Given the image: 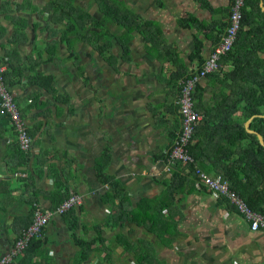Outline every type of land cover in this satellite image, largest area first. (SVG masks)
Masks as SVG:
<instances>
[{"label":"crops","instance_id":"obj_1","mask_svg":"<svg viewBox=\"0 0 264 264\" xmlns=\"http://www.w3.org/2000/svg\"><path fill=\"white\" fill-rule=\"evenodd\" d=\"M229 13L230 0H0V64L32 136L19 153L10 124H0V255L33 206L52 207L60 189L82 202L49 220L37 264H71L72 234L89 240L97 226L106 240L83 264H100L107 243L105 257L133 264L127 238L158 264H264V230L207 188L187 180L173 194L164 183L162 154L179 120L176 77L196 67V49L209 55ZM244 16L230 54L195 89L205 101L223 84L264 80V0H245Z\"/></svg>","mask_w":264,"mask_h":264},{"label":"trees","instance_id":"obj_2","mask_svg":"<svg viewBox=\"0 0 264 264\" xmlns=\"http://www.w3.org/2000/svg\"><path fill=\"white\" fill-rule=\"evenodd\" d=\"M70 6L75 7V5L72 4L68 5V7ZM102 6L104 12L106 13L108 6ZM53 8L56 7L53 6ZM118 18L121 19H113V21L121 24L128 30V28H130L131 21L120 16ZM244 18L245 16H243V21ZM126 38L127 37H125V39ZM123 44L124 53H127L128 47L125 44V41ZM99 49L102 51L108 50V44H101ZM232 49L226 54L227 56L230 54ZM226 55H223L222 57H225ZM192 56L193 58H197L196 67H200L203 62L200 51L196 49ZM189 70L180 72L176 78L184 77ZM3 75L5 83L10 87L12 84L9 81L8 71L4 72ZM42 78H44L46 83L52 85L51 77L43 76ZM198 86L199 83L196 85V90ZM217 89L218 90L212 94V97L208 101H205L203 97L194 92V108L202 114V120L193 133L188 146L189 151L193 155L196 164L201 169L213 174L221 173L223 177L227 179L229 187L237 192L251 209L264 215V146L259 143L256 135V133H260L264 140V80L263 82H259L257 84H223V86ZM219 90L223 91L222 96H220ZM228 91L229 93L227 94ZM237 112H239L238 115L236 114ZM250 117L251 120L248 126L253 130V132L247 131L244 125L245 121ZM8 123V118L0 113V124L5 126V124ZM179 125L180 120H176L174 125L175 130L171 133V142L166 151L171 148L176 137V133L180 128ZM17 151L19 153H24L19 149L18 145ZM166 151L162 154L164 159L166 158ZM170 174L171 175L164 181V183L167 186L168 192H173V194L178 190L176 188L177 183L186 182L188 180L192 184H195L197 179V176L193 171V166L188 165L187 167H183L180 162H176L173 165ZM103 180L108 181L109 179L104 176ZM57 193L59 194L55 195L56 204L53 206H56L64 198L71 194L67 190L61 192L60 189ZM110 199L112 200L113 197H110ZM217 199L225 200L230 204L228 199L225 197ZM157 215L158 212H156V216ZM120 218H125V215L121 214ZM151 221L153 222L156 220L153 219ZM144 223H146V221H144ZM74 224L75 221L72 220L70 226L73 227ZM162 225L164 224L162 223ZM102 229L103 228H101V226H97L95 236L89 240L77 237L75 233L72 234L75 243L79 247V250L76 253V258L72 264H83V262H85L88 257L96 251L97 248L93 247V245L97 242V240H106V238L102 236ZM147 229L154 233L157 232L153 225H147ZM126 243L131 245L133 248V264H158L157 260L150 253L145 252L143 249H139L141 253L138 252V248L141 246L140 243H135L129 238H127ZM40 244V239H32L26 247L25 255L15 264H37L33 262L31 258L37 252ZM121 244L124 248L126 247V244ZM102 250L107 252L109 255L110 249L106 246H103ZM106 255L99 257L98 262L101 261L104 263V261L107 260V264H130L129 262L114 263L110 261L109 256L105 257ZM26 256L28 263L22 262ZM12 262L8 264H12Z\"/></svg>","mask_w":264,"mask_h":264},{"label":"built area","instance_id":"obj_3","mask_svg":"<svg viewBox=\"0 0 264 264\" xmlns=\"http://www.w3.org/2000/svg\"><path fill=\"white\" fill-rule=\"evenodd\" d=\"M245 0H230L228 25L222 33L219 42L203 60L200 67H194L182 78L178 94V116L180 128L171 148L166 151L165 172L169 173L176 162L183 166L192 165L197 176L195 183L207 188L215 198L225 197L235 210L248 222L251 230H264V215L251 209L237 192L229 187L227 179L221 173H209L201 169L189 151V143L193 133L202 120V114L195 108L194 92L196 85L202 78L216 71L220 66V59L233 47L237 34L242 26ZM5 65L0 64V113L5 115L16 135L19 149L28 152L32 145V136L29 133L26 119L14 99V95L4 79ZM15 176L26 178V172H16ZM170 175H168L169 177ZM82 202V196L71 193L56 206L41 208L36 205L31 222L25 226L10 245L8 250L0 255V264H8L15 260L26 249L34 238H40L49 220L54 215H62Z\"/></svg>","mask_w":264,"mask_h":264},{"label":"water","instance_id":"obj_4","mask_svg":"<svg viewBox=\"0 0 264 264\" xmlns=\"http://www.w3.org/2000/svg\"><path fill=\"white\" fill-rule=\"evenodd\" d=\"M250 120H251V117L248 118V119L245 121L244 125H245L247 131H249V132H253V130L250 129L249 126H248ZM256 135H257V138H258L259 143L262 144V145L264 146V140H263L262 135H261L260 133H256Z\"/></svg>","mask_w":264,"mask_h":264},{"label":"rangeland","instance_id":"obj_5","mask_svg":"<svg viewBox=\"0 0 264 264\" xmlns=\"http://www.w3.org/2000/svg\"><path fill=\"white\" fill-rule=\"evenodd\" d=\"M89 32H91L90 29L87 30V33H89ZM109 244H110V243H107V244H105V246H108ZM98 251H99V249H98ZM98 251H97V252H98ZM93 253H94V252H93ZM75 258H76V254H74L73 256L71 255V257H69V262L72 264ZM117 261H119V258L117 259ZM105 262H106V261H104V263L100 261V264H105ZM172 262H173V261H171V263H172ZM95 263H96V261H95ZM49 264H52V262H49Z\"/></svg>","mask_w":264,"mask_h":264}]
</instances>
